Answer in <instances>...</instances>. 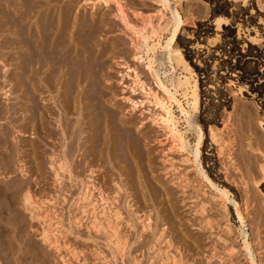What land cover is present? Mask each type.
<instances>
[{"label":"rangeland","instance_id":"rangeland-1","mask_svg":"<svg viewBox=\"0 0 264 264\" xmlns=\"http://www.w3.org/2000/svg\"><path fill=\"white\" fill-rule=\"evenodd\" d=\"M35 1L38 0H0V264H252V260L264 264V107L256 104L258 98L247 85L243 84L238 91V81L222 84L227 97L223 106L222 98L215 93L213 102L194 107L191 95L205 76L199 66L215 53L222 56L219 46L228 49L223 41L226 29L234 37L264 47V0H72L79 5L72 16L80 9L82 16L105 20L101 24L103 31L96 32L94 38L95 56L101 52L102 67L97 70L87 64L91 68L87 69L91 76H87L99 86L91 79L84 81L88 78H84L88 68L85 63L68 59V68L74 64L75 70L70 67L71 74L68 70L67 75L73 82L76 75L78 78L84 72L80 76L86 89L91 84L103 92V105L113 113L107 116L101 111L104 115L100 112L97 118L100 124L106 121L113 127L120 124L126 127V133L112 131L109 140L99 144L102 152L94 153L100 155H89L83 160L80 155L72 157L69 154L72 147L58 142L59 138H48L47 144L38 142L35 148L26 146L21 130L24 48L19 23L11 25L8 13L20 3L29 7L46 1L48 6L44 4L43 8L55 4L56 7H51L58 11L65 0ZM64 3L67 7L68 3ZM219 3H225L226 9L217 10ZM174 9L184 21L171 48L179 39H193L203 23L211 27L205 48L198 46V68L181 47L178 49L188 63L187 68L184 61L177 62L178 52L168 57L164 49L171 35V24L164 25ZM63 11L66 9L56 13ZM14 14L17 16L18 12ZM238 22L242 26L238 27ZM80 34L79 39L84 40L86 36H81L85 34ZM141 34L147 36L146 44ZM44 47L41 46L42 56L50 57ZM66 49L62 50L64 54ZM33 54L30 58L34 62L36 57L43 59ZM44 59L42 64L49 61ZM77 64L80 67H75ZM33 66L36 67V62ZM78 67L84 71L81 68L77 73ZM49 71L52 70L46 71L51 77ZM73 72L75 76H71ZM154 73L173 91L190 116L181 113L173 100L167 102V91L158 84ZM83 85L80 84L79 90L75 87L74 95ZM184 92L188 95H183ZM157 99L167 102L166 107L184 138L183 146L160 124L159 116L165 110ZM204 116L216 117L210 124L215 131L213 139ZM191 119H198L202 140L210 144L207 148L213 152V174L217 178L207 169L211 161L203 162L205 147L199 148L195 159L199 129L197 124H190ZM59 143L68 149L62 147L63 150ZM50 153L57 155L56 159ZM55 160L72 168L75 164L83 168L77 166L78 172L70 169L74 174L71 172L69 176L68 172L56 171ZM88 169L94 170L88 185L91 200H82L83 195L88 196L83 184L88 179ZM25 193L35 201L34 206L43 208L56 242L52 235L49 239L52 242L42 240V225L25 205ZM94 213L101 218L105 227L102 230L91 226ZM113 230L121 239L120 251L109 237ZM245 240L250 251L246 250Z\"/></svg>","mask_w":264,"mask_h":264},{"label":"bare ground","instance_id":"bare-ground-1","mask_svg":"<svg viewBox=\"0 0 264 264\" xmlns=\"http://www.w3.org/2000/svg\"><path fill=\"white\" fill-rule=\"evenodd\" d=\"M38 1L40 2L41 0H38ZM38 1H35V2H38ZM65 1H67V0H65ZM68 1L69 2H67L68 3L67 7L65 5L66 2L64 3L61 1L62 9H66V12L63 11V13H61V14L56 13V12H60V10H62L60 8V6H59L60 10H58V11L56 10L58 8H55V9L52 8V7H56V6H53L55 4H53V5L51 4V5H49V7L43 8V7H45L44 4H46L47 1L44 2V4L42 2H40V5H38L39 3L34 2L35 5L31 6V4H30L31 7L30 6L25 7L24 6L25 3H23L24 5L20 3V5L15 6V5H17V3H16L14 5L15 7H13V8L15 11L17 10L16 12H18V15L16 16L14 14L16 12L13 10L14 13H13V11L9 12L8 13L9 16H7V17H9V23L11 25L15 24V22L18 21L20 31H21V32L19 31L21 33V36H20L21 40L20 41H21V44L24 48V54L22 53L23 59H24V60L22 59V61H23V66H22L23 70H22V74H21L22 75V77H21L22 81L20 83L21 87H22V95L20 94L21 98H22V101H21L22 102V112H21V114H22L21 115L22 127L21 126L20 127L22 128L21 130L23 131V134L25 137L26 146L27 145L28 146L33 145L32 148L33 147L35 148L36 145H34V144H36V143L39 144L38 142H40L41 144H43V142L44 143L50 142L47 140L48 138L49 139L51 138V140L61 139L58 142H62L63 145H66V143H67L69 145V146H67L68 148L72 147V149L69 148L71 150V153H69V151L66 150L69 154L72 155V157L77 158V156L80 155V159H82V158L88 157L89 155L96 154V153H94L96 151L102 152L99 149L100 148L99 144L101 143L104 145L105 142L107 140H109V138L112 136V131H115V134L119 131L121 132V130H123L125 132L124 129H126V127L125 128L122 127L121 124L113 127L109 124L110 122H106V121L104 124L101 122L102 125L99 123L100 119L97 120V118H98V114L101 111L106 112L105 115L108 114L110 116H112L113 112L111 109L106 110L105 106L103 105L104 94L100 90V88L97 86L92 87L90 84L89 85L90 89H86V87H85L86 85L84 82L87 80L89 81L90 79L93 80V82H94V79L88 77V76H91L90 73H88V70L90 68L88 66L89 64L91 66L93 65L92 66L93 68L97 67V70H99V68L102 67L101 56H100L101 52H100V54H98V56L97 55L95 56V52L97 49L94 51V49H95L94 44L96 43L94 38H95V35L97 34L96 32L101 31V30L103 31V29L101 27H102L103 22L105 20L102 22L103 17L96 19L93 16H89V15H88L89 18H87L86 16H84L85 15L84 12H83L84 17H83L81 15L82 12L80 11V9L78 10V12H76V14H73L74 16H72V13H75L73 11L75 9H77V6H79V5H76L75 2L73 3L72 0H68ZM25 2H27V1H25ZM14 3H15V1L13 2V4ZM59 3H60V1L58 2V4ZM62 3H64L65 6H63ZM13 4H12V6H13ZM27 4H28V2H27ZM117 4L119 5L120 8L122 7L120 1H117ZM46 6H48V5L46 4ZM216 9L217 10L226 9L225 3H219V5ZM10 10H12V8ZM55 10H56V12H55ZM120 11H121V9H120ZM122 11H123V9H122ZM171 12H172V16L170 17L171 19L168 17L169 20H167V22L164 25L165 27H167L169 24H171V27H170L171 28V35H170L164 49L167 50V52L169 54L168 57L173 52H175V53L178 52L179 55L176 56L177 62H183L184 58L182 56V52L178 49L179 47H181L180 49L183 50L185 56L189 59L190 58L193 59V62H195V65L198 68V46L205 48L204 43H206V41L208 40V34H209V31L211 30V27H209L208 23H203L202 25H200L197 28V30L195 32V36L193 37V39H191L190 37L185 38V39H179V40L177 39L178 41L176 40L177 41L176 44H174L173 48H171V42L175 38V36L177 34V30L180 28L179 25H181V23L184 21L183 20L184 18H182L181 15H179L178 10L174 9ZM241 13H242L241 16H243L244 13L243 12H241ZM122 14H125V13H122ZM123 16L125 18V15H123ZM244 18H245V20H244V22H245L247 17H244ZM240 19H238V21H242ZM216 23L219 25L220 21L217 19ZM15 26L16 25H14L13 28ZM239 26H242V24H240L238 22V27ZM15 29H17V28H15ZM80 32H82V34H80ZM79 34H80V36L85 34L81 37L86 36L85 37L86 41L84 38H83L84 40H80L82 38L79 37ZM142 36H143L144 42L146 44L147 36H144V35H142ZM83 41H85V42H83ZM223 41L226 44H228V49H225L224 47H222L223 45L218 47L223 52L222 56L217 55V53H215L214 57H210L207 61L203 62L199 66V70L205 76L203 77V79H201V81L199 83V89H198L197 84L194 86L193 94H191V95H193L192 100H194V101H192V102H194L193 106L196 105L198 107L199 104L203 105L205 102L206 103L207 102H213L212 100H213V96L215 93L218 94V96L220 98H222L221 99L222 100L221 105L223 106V104L227 102L225 100V98H227V97H226V93H224V91L222 89V84L225 81H228V82L238 81L239 84L236 86L237 90L241 91L242 85L243 84L247 85L250 88V90L253 92V96L255 95L256 96L255 98H258V102H256V104H258V105L261 104L264 107V93L262 94V91H264V51H263L264 47L258 48L256 46H254V44L251 42L247 43L246 41L241 40L239 36L238 37L232 36L230 34V29L225 30ZM45 45H47L46 48H48V45H50L48 48V51H47L48 53L45 51L47 53L46 55H49L50 57L45 56L46 58L42 56L43 53L41 52V46L44 47ZM99 45H100V43H99ZM69 46H71L70 48L73 51L69 50ZM92 46H93V48H92ZM60 47L61 48L64 47L62 50L68 48V50L66 49V51L67 52L68 51L73 52V55H70L71 52H70V54H68L66 51H65L66 53L64 54V51L60 50ZM33 49H34V51H33ZM30 50H32L31 51L32 56H34L33 52H35L37 54V55L35 54L36 56H38L40 58L43 57V59L48 58L49 61H46L44 59L46 61V63L44 62L45 64H42L43 59H41V61H40V60H38L39 58L36 59L37 57L35 56L36 58L34 60L36 62V67H34L33 64L35 62L30 58V57H32V56H30ZM208 55H210V54H208ZM91 56L93 57L92 59L90 58ZM68 59L73 60L75 63H79V62L83 63V65H84V63H85V65H87L89 63L86 66V67H88L86 69H85V66L82 65L87 72V74L84 78L88 77L89 79L87 78L86 80L83 81L84 78L81 77L80 75L82 73L84 74V72H81V70L82 71H84V70L82 67H81L82 69L79 68L80 66L77 64L75 66V67L79 66L78 67L79 71L77 69V73L81 72V74H79V77L77 78L76 72H73L74 74L72 73L71 76L76 75V80H73V82H72L71 77H69L67 75V74H69L68 70L71 67L70 64L72 62V61L69 62L70 67L68 68V64H67ZM90 60H92V61H90ZM49 62L52 65H50ZM184 63H185L184 64L185 67L187 68L188 63H186L185 61H184ZM45 65H48L47 69L52 70V72L49 71L52 74L51 77L49 75H47L49 73L46 72L47 69H46ZM72 66H73V68L71 67L72 69L70 68V70L74 69V64ZM65 67H67L68 69L66 68L67 70H64ZM95 70H96V68H95ZM33 73H35V76H33ZM91 73H94V72L92 71ZM212 73H213V75H211ZM70 74H71V71H70ZM154 74H156V76H157L156 80L158 81V84L163 85L167 91V102L168 101L170 102L173 100L178 105L181 113H184L185 115L190 116L188 110L182 105L181 101L174 96L173 91L168 89V87L159 78L157 73H154ZM66 75L68 77H66ZM211 78H213V79H211ZM82 81L84 82L85 86L83 85ZM93 82H91V83L93 84ZM95 82H94V84H96ZM178 82L180 85V81H178ZM80 84H82L84 88H82V86H81V90L80 91L76 90L77 94L74 95L75 87L77 88V86H78V90H79ZM96 85H98V84H96ZM47 92H49V93L47 94ZM199 94H200V97H199ZM183 95L186 96L188 94L184 92ZM185 96H184V98H185ZM157 100H158L157 104L162 106L163 110H165L164 114H161L159 116L160 124L165 125L166 128L169 129V133L173 137L174 141H176V142L180 141L182 146H183V144L185 143L184 138L182 137L181 133L178 131V129L175 126L173 114L171 113L170 108L166 107L167 102L165 103L161 99H157ZM196 106H194V107H196ZM245 111H246V109H245ZM204 113H205V111H204ZM52 114L53 115L55 114L56 117L52 116ZM102 114L104 115V113H102ZM262 115L264 117V111L262 112ZM71 116H74V117H71ZM110 116L108 117L109 119H110ZM214 116L213 117L210 116L211 118H208V116L203 117L204 122H206V124L209 126V132H211L210 134L212 136L211 139L215 138L214 137L215 131L213 130V128L210 125L211 123L216 121V117H214ZM101 118H103V117H101ZM111 119H113V118H111ZM189 122H191L190 123L191 125L197 124L198 129H199V131H198L199 136H198V140H197V144H196V149L194 152L195 159H197V156L199 154V148L205 147L206 153H205V160L203 162H206V164H207L211 161V163H209L210 165L208 166L207 169H209V171L213 174L214 170H213L212 164H213V156L214 155H213V152L211 153V149L207 148V147H210V144H208L206 141L202 140L203 134L201 133V128H200L201 124L199 123L198 119L197 120L191 119V121L189 120ZM128 124H130V123H128ZM124 125L126 126V124H123V126ZM128 130H129V127H128ZM128 130H126V131H128ZM5 134L6 133H4V135ZM31 135H32V137H31ZM215 140H212V141L216 142L217 140L216 141ZM205 142L207 143V145ZM62 144L59 143V145H61V148L65 147ZM67 147H65V148H67ZM89 148L92 150L90 151ZM44 149H42V150H44ZM35 152H36V150H35ZM64 152H62V153H64ZM220 152L218 154L222 153V152L221 153ZM62 153H61V155H62ZM68 153L66 155H69ZM97 154L100 155V153H97ZM97 154L95 156H97ZM215 154H217V153L215 152ZM71 155H69V156L71 159H73L71 157ZM54 156L57 157V155L51 154V157L53 160L56 159ZM60 158H61V156H60ZM91 159H92V157H91ZM50 161H51V158H50ZM72 161L74 162V161H76V159L71 160V162ZM80 161H78V162H80ZM88 161H89V158H88L87 162ZM55 162H57L56 163L57 166L55 165L56 171L58 172L59 170H62L65 173L68 172L69 176H71V172H72V174H74L73 171H71V170L77 171V168H78L77 166H79L80 168L81 167L83 168V166H80L77 164H75V165L72 164L73 168L68 166V165L66 166V164L60 160L59 161L55 160L53 163H55ZM89 163H88V165H89ZM50 165H51V162H50ZM86 167H87V164H86ZM55 168L53 167V169H55ZM21 169H22V167H21ZM56 171H55L54 176H56V173H57ZM62 171H59V173ZM88 171H89L88 179H87L86 183H83L84 186H86V189H88V196L87 195L85 196L82 194L83 195L82 200H85V199L88 200L91 198V195H90L91 191H90L88 185L90 184L89 182L91 181L90 179L92 177L94 170L88 169ZM213 176H215V178H217L216 175L213 174ZM263 176H264V172H263ZM57 177H58V175H57ZM72 182H73V180H72ZM90 186H92V185H90ZM83 192L86 193L87 190L83 191ZM221 193L224 194L226 197L227 194L225 191L222 190ZM24 200H25V202H24L25 205L27 207H30L29 210L31 212L32 217L34 219H36L42 225V237H41L42 240L44 242H52L49 240V239H51L50 237L52 235L53 236L52 238H54V242H56L57 239L55 238V234L53 233V230H50L51 226L49 225L50 223H48L49 221L46 218L47 215L43 211V208L40 206H37V205L34 206L35 201L32 200L29 193H25V199ZM92 202H90L91 205H92ZM90 203L87 206H89ZM93 210H95L94 207H93ZM237 213H238L239 220H241V222H243L242 221L243 217L241 216L240 212L237 211ZM100 219L101 218L97 214L94 213L93 220L91 221V226L93 228H96L97 231L99 229L102 230L103 228H105L102 226L103 223L100 221ZM111 229L115 230V228H113V227H111ZM114 230L112 231V234L110 233L109 237L111 238V241L113 239V243H114L116 249L120 251L121 247H122V245L120 243L121 239L119 240V238L116 236ZM121 242H123V241H121ZM245 244H246V250L250 251V248L248 246L249 244H248L247 240H245ZM252 264H256V263H254L252 260Z\"/></svg>","mask_w":264,"mask_h":264}]
</instances>
